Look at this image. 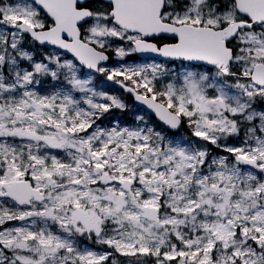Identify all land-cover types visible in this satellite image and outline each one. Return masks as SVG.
Segmentation results:
<instances>
[{
	"label": "snow or ice",
	"instance_id": "snow-or-ice-1",
	"mask_svg": "<svg viewBox=\"0 0 264 264\" xmlns=\"http://www.w3.org/2000/svg\"><path fill=\"white\" fill-rule=\"evenodd\" d=\"M149 262L264 264V0H0V264Z\"/></svg>",
	"mask_w": 264,
	"mask_h": 264
},
{
	"label": "rangeland",
	"instance_id": "rangeland-1",
	"mask_svg": "<svg viewBox=\"0 0 264 264\" xmlns=\"http://www.w3.org/2000/svg\"><path fill=\"white\" fill-rule=\"evenodd\" d=\"M39 47V46H37ZM47 50V49H45ZM111 55V61H109V66H115L116 63H117V60L115 58L114 55L110 54ZM127 62L129 63H132V62H136V63H144V62H151L150 60L146 61L145 59H140V58H137L135 55L134 56H131V57H127L126 58ZM96 76V75H95ZM94 83L101 89L105 90V91H108L110 93H113V94H116V95H119V92H118V87L116 85H114L112 82H109V81H106V78L101 80V81H97V79H95L94 77ZM47 87V85L45 84V88ZM122 96V95H120ZM123 97V96H122ZM126 102L129 104V110L125 113L126 116L125 117H120V116H115L117 117L118 119L121 120L122 124H127V125H132L134 123V114H145L147 112H145L144 110H142L141 108H139L136 104H134V102H129L125 97H123ZM150 115L147 113L145 118L147 120H149L150 123L152 124H156L158 122H156V120H153L149 117ZM109 122V118H105L104 120V124L107 125ZM160 127H163L162 125H160ZM165 130V129H164ZM167 132V134L169 136H180V135H185L187 136L188 135V130L187 128L185 127L183 130H179L175 133L172 134V132H169L167 130H165ZM230 143L233 142V141H229ZM208 147L211 149V151L213 152V154H222V153H219V150L218 149H215L213 146L211 145H208ZM56 152L57 155H61L63 156V153L58 151V150H54ZM14 223V222H13ZM121 260H124L126 258H123L121 257L120 258ZM149 264H151V262H149Z\"/></svg>",
	"mask_w": 264,
	"mask_h": 264
},
{
	"label": "trees",
	"instance_id": "trees-1",
	"mask_svg": "<svg viewBox=\"0 0 264 264\" xmlns=\"http://www.w3.org/2000/svg\"><path fill=\"white\" fill-rule=\"evenodd\" d=\"M95 79H97V81H101V80L105 79V77H104L103 75L96 74ZM118 92H119V95H122V96L125 97L129 102H132V99H131V95H130V94H128V93H123L122 89H120V88H118ZM125 113H126V112L121 113V112H119V111H115V112L112 113V115H113V116L125 117V116H126ZM150 118H151V117H150ZM151 119H152V118H151ZM152 120H153V119H152ZM153 122H154V120H153ZM181 128H183V127H181Z\"/></svg>",
	"mask_w": 264,
	"mask_h": 264
},
{
	"label": "water",
	"instance_id": "water-1",
	"mask_svg": "<svg viewBox=\"0 0 264 264\" xmlns=\"http://www.w3.org/2000/svg\"><path fill=\"white\" fill-rule=\"evenodd\" d=\"M139 57H141V58H144V56H142V55H140V54H137ZM133 98V97H132ZM134 100V99H133ZM135 103H137V102H135ZM138 104V103H137ZM139 105V104H138ZM140 107H142L143 109H145L144 108V106H142V105H139ZM146 110V109H145ZM147 111V110H146ZM153 115V114H152ZM154 116V115H153ZM155 117V116H154ZM156 118V117H155Z\"/></svg>",
	"mask_w": 264,
	"mask_h": 264
}]
</instances>
